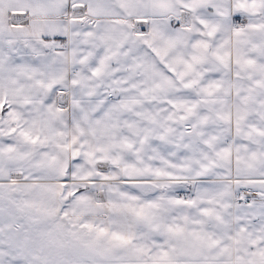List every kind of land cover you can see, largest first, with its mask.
Masks as SVG:
<instances>
[{
    "label": "snow or ice",
    "instance_id": "6c2138e0",
    "mask_svg": "<svg viewBox=\"0 0 264 264\" xmlns=\"http://www.w3.org/2000/svg\"><path fill=\"white\" fill-rule=\"evenodd\" d=\"M0 264H264V0H0Z\"/></svg>",
    "mask_w": 264,
    "mask_h": 264
}]
</instances>
